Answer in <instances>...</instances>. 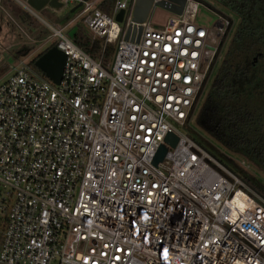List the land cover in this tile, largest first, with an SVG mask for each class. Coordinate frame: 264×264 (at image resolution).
<instances>
[{
    "label": "built area",
    "instance_id": "2783aa9c",
    "mask_svg": "<svg viewBox=\"0 0 264 264\" xmlns=\"http://www.w3.org/2000/svg\"><path fill=\"white\" fill-rule=\"evenodd\" d=\"M159 1L136 24V0H115L110 14L104 0H61L80 4L98 59L18 2L65 64L58 85L24 62L0 85V264H264V198L179 130L228 20L213 11L200 27L201 3L186 0L156 29Z\"/></svg>",
    "mask_w": 264,
    "mask_h": 264
},
{
    "label": "trees",
    "instance_id": "16d2710c",
    "mask_svg": "<svg viewBox=\"0 0 264 264\" xmlns=\"http://www.w3.org/2000/svg\"><path fill=\"white\" fill-rule=\"evenodd\" d=\"M114 2L104 0L98 8L110 14ZM216 2L226 4L230 13L239 18V23L218 62L210 88L195 117V124L226 153L240 156L264 173V0ZM75 28L74 34L68 35L70 39L93 59H98L103 43L91 37L82 20ZM114 49V45L107 46L105 61L111 57ZM43 53L28 64L41 76L43 74L35 68L34 62ZM221 53L222 48L219 55ZM216 64L217 58L211 73ZM203 91L204 87L196 100L191 119ZM190 137L227 169L239 174L246 185L264 198V185L257 179L200 137Z\"/></svg>",
    "mask_w": 264,
    "mask_h": 264
},
{
    "label": "rangeland",
    "instance_id": "374dc122",
    "mask_svg": "<svg viewBox=\"0 0 264 264\" xmlns=\"http://www.w3.org/2000/svg\"><path fill=\"white\" fill-rule=\"evenodd\" d=\"M20 0L13 1L12 5L8 6L7 11L10 13L11 17L19 24L22 25L23 27L29 28L30 30L32 29L33 31L30 32L32 38H36L38 41L44 40V42L40 43H29L27 46L28 53L22 58L24 59V63H29L31 62L36 56L40 55L44 51H46L48 48L52 47L56 41L54 38H49L51 33L49 30L45 27V25L36 17L30 16V19H26L25 22H20L19 21V14H21V9L22 7L19 5ZM199 3H201V6H199L197 15L195 18V23L196 25L200 27H210L212 26L216 21L217 17L214 14L213 11H220L221 9L214 4L211 0H197ZM9 4V3H7ZM75 6L73 5H68L63 7L60 11L52 12L49 11V9H45L44 12L40 13V17L47 20L49 23H56L59 19L63 18L66 14L70 12ZM80 14V9L76 10L74 13L70 14L67 19H65L63 22H61V26L64 28V34H67L69 36H72L74 32L76 31V25L80 22L82 17L79 15ZM172 17L170 13L167 11L156 7L151 15L150 18V25L153 28L156 29H161L165 26L167 20ZM1 28H3V33L8 30H13L15 31V36L16 38L9 43L13 41H19V40H25L23 35L20 34V32L17 31V29L14 27L13 22L11 19H7L6 21L0 22ZM83 26H85L83 24ZM92 37V36H91ZM226 41L222 42L221 48H222V53L217 56V64L215 65V70L211 73L209 79L207 80L205 86H204V91L203 94L200 98L199 104L197 106V109L195 111L194 116L190 120L189 124L186 127H182L179 130L183 132L184 134L190 135L192 137H200L202 141H206L207 143L211 144L213 147L218 149L221 153L225 154L227 157H230L231 160L244 170L247 174L253 176L255 179H257L262 185H264V173H262L260 170L256 169L251 163L248 161L242 159L239 156L235 155H230L226 153L217 143H215L213 140H211L208 136H206L205 133H203L201 130L198 129V127L195 124V117L200 109V106L204 100L205 94L208 92L210 88V84L213 80V75L217 69L218 62H220L222 54L225 50V47L229 41V38L226 39ZM225 42V44H224ZM7 41H5L3 38L0 39V49H4L0 54V85L6 82L9 77L13 74V72L17 69H20L21 65L19 64V61L21 60H16V56H20L18 54L19 49L16 47L12 48H5L8 44ZM224 44V45H223ZM220 48V50H221ZM23 49V48H22ZM220 53V51H219ZM191 138V137H190ZM239 175V174H238Z\"/></svg>",
    "mask_w": 264,
    "mask_h": 264
},
{
    "label": "water",
    "instance_id": "95a60500",
    "mask_svg": "<svg viewBox=\"0 0 264 264\" xmlns=\"http://www.w3.org/2000/svg\"><path fill=\"white\" fill-rule=\"evenodd\" d=\"M24 3L29 9L33 10L36 13H40L42 10L49 8L56 12L60 11L63 6L60 2L61 0H20ZM186 0H161L156 6L167 11L168 13L174 15H181L183 7L185 5ZM153 0H136L134 12H133V22L136 24H141L145 22L148 18V15L152 8ZM1 7V6H0ZM80 8V4L75 6L68 14H66L63 18L57 21L58 24H61L68 16L74 13L76 10ZM123 12H120L116 16V21L118 23L122 22ZM140 29L138 30V34ZM134 33V32H133ZM130 34V29L127 31L125 36V40L128 39ZM65 64V55L61 51L57 50L55 47H51L47 49L38 59L35 60L34 66L38 69L44 77L49 80L54 85H58L61 76L63 67ZM165 143L174 148L178 142L177 136L172 133L167 134L165 137ZM167 153V148L165 146H161L153 160V166H157L158 163L162 162L165 155Z\"/></svg>",
    "mask_w": 264,
    "mask_h": 264
},
{
    "label": "crops",
    "instance_id": "0c3cea01",
    "mask_svg": "<svg viewBox=\"0 0 264 264\" xmlns=\"http://www.w3.org/2000/svg\"><path fill=\"white\" fill-rule=\"evenodd\" d=\"M13 1L14 0H0V22L2 21H6V18L9 20L11 19L12 22H13V25L14 27L17 29L18 32H20L21 35L24 36V38H26L25 40H19V41H13L11 43H9L10 41L14 40L16 38L15 36V31L13 30H8V31H5V33H3V28H1L2 26H0V39L3 38L5 41H7L9 44L5 47L7 49L9 48H18L19 49V52L18 54L20 56H16L18 58H16V60H21L19 62H24L22 59L27 53H28V49H27V46L28 44L31 42V43H34L35 41H38L36 38H32L31 37V34L30 32H32L33 30L29 29V28H26V27H23L22 25H19L10 15V13L7 11L8 9V6L9 5H12L13 4ZM9 3V4H7ZM21 6V5H20ZM22 7V6H21ZM46 9H49V8H46ZM44 10H42L40 13L44 12ZM49 11H52L54 12V10H51L49 9ZM40 13H36L37 15L40 16ZM19 16V21H21L22 18H24L25 20L26 19H30V15L25 8L22 7L21 9V14L18 15ZM24 23V22H23ZM23 48V49H22ZM51 48V47H50ZM49 49V48H48ZM1 50V49H0ZM2 52H0L1 54ZM30 63V62H29ZM28 63V64H29ZM27 64V63H26Z\"/></svg>",
    "mask_w": 264,
    "mask_h": 264
},
{
    "label": "flooded vegetation",
    "instance_id": "af4514ba",
    "mask_svg": "<svg viewBox=\"0 0 264 264\" xmlns=\"http://www.w3.org/2000/svg\"><path fill=\"white\" fill-rule=\"evenodd\" d=\"M211 1L214 2V4L217 5L221 9L220 11H217L216 13L221 15V16H223V17H225L228 20V27H227L226 34H225V37H224L223 41H225V38L226 39H228V38L230 39L231 36L234 35V33H235V31H236V29L238 27L239 18H237L235 15L231 14L230 10L227 7V5L224 4L223 2L219 3V2H216V0H211ZM231 1H233V0H231ZM235 1H237V0H235ZM20 22H25V19L22 18Z\"/></svg>",
    "mask_w": 264,
    "mask_h": 264
},
{
    "label": "snow or ice",
    "instance_id": "6c2138e0",
    "mask_svg": "<svg viewBox=\"0 0 264 264\" xmlns=\"http://www.w3.org/2000/svg\"><path fill=\"white\" fill-rule=\"evenodd\" d=\"M165 255H167V249H165Z\"/></svg>",
    "mask_w": 264,
    "mask_h": 264
},
{
    "label": "bare ground",
    "instance_id": "6f19581e",
    "mask_svg": "<svg viewBox=\"0 0 264 264\" xmlns=\"http://www.w3.org/2000/svg\"><path fill=\"white\" fill-rule=\"evenodd\" d=\"M53 47H54V45H53Z\"/></svg>",
    "mask_w": 264,
    "mask_h": 264
}]
</instances>
